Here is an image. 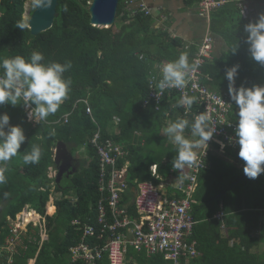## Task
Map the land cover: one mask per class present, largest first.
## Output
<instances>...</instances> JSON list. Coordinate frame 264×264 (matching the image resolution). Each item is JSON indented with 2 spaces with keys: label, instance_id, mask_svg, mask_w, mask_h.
Here are the masks:
<instances>
[{
  "label": "trees",
  "instance_id": "1",
  "mask_svg": "<svg viewBox=\"0 0 264 264\" xmlns=\"http://www.w3.org/2000/svg\"><path fill=\"white\" fill-rule=\"evenodd\" d=\"M27 1L0 0V60L17 55L27 59L33 51H40L45 56L43 63L71 62L72 67L64 77L71 79L72 84L57 113L39 124L27 119L22 105H0V114L7 113L11 124L23 127L27 137L21 153L7 164V182L0 184V241L8 234V218L15 219L26 206L46 214L52 194L48 170L54 164L53 149L57 143L67 144L73 155L85 145L90 163L67 178L69 184L62 181L56 185L62 197L52 201L51 215L46 216L48 238L39 245V230L29 233L36 242L27 241V251L21 250L14 261V264H85L81 259L72 260L71 249L78 246L82 232L76 231L71 221L81 218L94 224L95 207L101 199L99 158L96 148L87 142L100 128L102 143L110 140L124 147L127 155L117 166L121 168L124 161L130 162L127 179L132 188L137 187L135 181L160 182L151 175L150 166L154 163L158 164L160 174L169 177L177 146L160 134L163 122L167 118L170 122L185 119L186 115L176 106L179 99L175 98V92L173 98L167 95L163 98L159 110L154 106L143 107L149 92L148 75L155 65L174 61L183 53L188 54L191 62L195 48L185 50L181 38L156 28L152 14L137 12L130 16L127 8L132 7V0H120L116 23L109 28L92 25L88 0H59L52 28L34 36L24 20ZM185 1L187 5H194L198 0ZM259 1L264 3V0H255L253 6L261 15L264 6H258ZM212 18L214 37L227 39L231 50L239 42L240 47L236 54L229 50L223 61L217 58L206 66V71L214 78L210 86L216 89L220 82L222 88L218 89L228 90L225 72L235 65L240 66L237 88L264 86V66L251 59L248 45L244 43V25L250 22L245 21L231 3L214 12ZM19 22L24 23L23 30L16 27ZM82 99H89L94 122L86 113L83 101H79ZM235 110L233 119L238 123L236 106ZM65 115H69V122L57 123ZM188 116L187 120L192 122V116ZM153 131H157L154 138ZM190 134L189 126L184 135L189 138ZM160 138L165 141L159 143ZM154 140L156 145L152 144ZM33 146L41 149L40 162L25 164L22 153L31 152ZM238 152L229 150L228 160L210 155L211 166L200 176L193 205L198 223L192 239L197 242L201 256L191 260L192 264H264V252L257 251L264 238V174L255 180L247 178ZM71 190L74 193L70 194ZM124 198L131 200L132 195L128 193ZM130 209L134 213V209ZM220 210L225 214L222 220L214 218ZM232 239L239 241L231 246ZM134 252L137 253L131 250L129 256L132 255L135 262L129 260L128 264H172L161 254L148 257ZM96 264H110V261L105 256Z\"/></svg>",
  "mask_w": 264,
  "mask_h": 264
},
{
  "label": "built area",
  "instance_id": "2",
  "mask_svg": "<svg viewBox=\"0 0 264 264\" xmlns=\"http://www.w3.org/2000/svg\"><path fill=\"white\" fill-rule=\"evenodd\" d=\"M255 0H198V12L200 17L210 24L211 15L227 4H234L240 11L245 21L253 22L256 15ZM146 9V6L143 5ZM213 37L208 33L200 43H186L184 49L193 50L192 61L199 60L200 65L196 72L192 73L188 83L183 89H165L162 93L157 85L161 79V67L157 64L148 75V95L143 101V107L154 106L160 109L163 98H173V93L180 99L183 95L196 97V103L187 112L181 107L187 119L191 115L192 122L200 113L209 116V123L216 128V133L211 141L196 152V159L191 166H185V183L177 180V191L180 193L174 197H168L151 181L137 183L132 188L127 179L128 165L118 168L120 159H124L127 152L123 146L107 140L102 143V131L98 129L90 143L96 148L99 158L100 179L98 190L101 199L95 207V223L84 222L76 218L71 225L76 231L82 232V242L72 248L73 262L81 259L85 264H96L105 256L110 264H126L133 258L129 256L131 250L144 253L148 257L161 254L165 260L172 264H192L191 260L199 257V249L196 241H191L197 221L193 214L194 195L198 187V178L201 172L209 168V156L216 151L225 155L229 150H239L238 144L230 138H235L234 120L236 110L228 93L216 91L209 83L213 81L211 74L205 71L214 55ZM191 61V62H192ZM159 93V95H157ZM86 106V113L93 116L89 99H82ZM78 101V102H79ZM77 102V103H78ZM77 103L75 105H77ZM26 111V109H25ZM169 115V114H168ZM69 115L57 123L67 124ZM221 144L224 147H221ZM56 152V149H53ZM111 167V169H110ZM152 167V166H151ZM157 168V167H156ZM150 170L153 176L158 178L157 169ZM51 179H55L56 171L52 169ZM177 172H180L178 170ZM184 173V172H183ZM136 191L133 196L132 207L134 214L122 205L125 195ZM72 201H77L72 198ZM223 205L221 204V208ZM221 219L223 213L216 215ZM90 220V219H89ZM8 234L4 243H0V264H14L15 255L21 250L27 251L28 244H33L36 239L29 235L36 229L41 235L42 245L45 237L46 220L34 211L26 209L20 212L15 219L8 218ZM31 227V228H30ZM1 233V232H0ZM91 241H94L92 244ZM130 258V259H129ZM129 259V260H128Z\"/></svg>",
  "mask_w": 264,
  "mask_h": 264
},
{
  "label": "clouds",
  "instance_id": "3",
  "mask_svg": "<svg viewBox=\"0 0 264 264\" xmlns=\"http://www.w3.org/2000/svg\"><path fill=\"white\" fill-rule=\"evenodd\" d=\"M52 4L53 0H33L32 2L34 9L51 8ZM131 4L132 7L127 8V11L131 12L130 16L137 14V12L153 15V8L146 0H132ZM143 5L146 6V9L143 8ZM16 27L23 30L25 25L19 22ZM244 33L246 34L244 43L248 45L251 59L264 66V14L259 15L257 7L253 22L244 25ZM213 34L215 33L213 32ZM212 37L214 39V55L206 66L211 65L217 59V51L222 47L216 37L213 35ZM239 47L240 42L232 48L231 54H236ZM44 60L45 56L40 51H33L27 59L17 55L0 60V105L7 104L13 107L22 105L26 109L27 119L37 124L57 113L67 99L72 84L71 79L64 77V74L72 67L71 62L65 64L58 62L43 63ZM199 65L198 59L190 62L187 53L181 54L174 61L163 64L161 79L157 85L160 93L165 89H183L191 74L198 70ZM239 67V65L232 66L225 72V78L229 82L228 90H215L228 93L232 103H234V108L236 106L238 109L235 138L230 139L239 146L238 156L244 162L243 172L245 176L255 180L264 174V86L253 85L252 87L241 86L236 88L235 81L238 77ZM211 77L214 79L212 75ZM194 103H196V97L183 95L176 106L184 107L187 112ZM189 126L192 136L198 137V139L190 140L185 137V129ZM163 131L177 146L172 167L174 170L182 171L185 166L193 164L197 149L205 145L209 147L208 142L213 139L216 128L210 125L209 116L206 113H200L195 117L194 122L183 118L177 119L169 123ZM26 141L27 137L23 127L12 125L11 117L7 113L0 114V184L7 182L5 176L8 170L7 164L13 157L21 153V147ZM221 147L223 148L224 145L221 144ZM22 155L25 164H38L41 159V149L39 146H33L31 152L24 151ZM55 157L56 152L53 150L54 164L49 170L54 169L57 177L58 168L55 164ZM156 167L157 165L153 164L151 170ZM49 170L48 178L51 179ZM81 242L82 238L79 243Z\"/></svg>",
  "mask_w": 264,
  "mask_h": 264
},
{
  "label": "crops",
  "instance_id": "4",
  "mask_svg": "<svg viewBox=\"0 0 264 264\" xmlns=\"http://www.w3.org/2000/svg\"><path fill=\"white\" fill-rule=\"evenodd\" d=\"M146 1L153 8V16L155 18V22L154 23H155L156 28H162L163 30L167 31L170 35H172V37H179V38H181L184 41L185 44L186 43L198 44V43H200L202 41V39L208 33H210L211 35L214 36L213 30L211 29V27L213 25L212 22H211V24H208L206 19H203L202 17H200V15L198 14V9H197L198 8V5H197V3L194 4V5H187V3H186L185 0H146ZM258 6L262 7V6H264V3H262L261 1H259ZM258 14H259V12H258ZM211 17H212V15H211ZM215 37L220 42V44L222 45V47L219 48L218 51L220 49H221L220 52H222V49H227V52L226 53H228L229 50L231 51V48L229 46V43H228L227 39H225L222 36H219V37L218 36H215ZM194 51H195V49H194ZM216 56H217V58L219 60H222V59L225 58V55L224 54H216ZM218 88H222L220 86V82H218V87H216V89H218ZM218 90H220V89H218ZM91 118H92V121L94 122V118L93 117H91ZM168 119L169 118H167V120ZM167 120L163 123L164 125L166 124ZM98 129H100V128H98ZM163 129H164V126H163ZM163 129H162V131H161L160 134L163 133ZM117 131L119 132V130H117ZM163 136L167 137L166 135H163ZM189 136L190 137L188 139H190V140H196V139H198V137H194V136H192V134H190ZM91 139L92 138H90V140L87 143L91 144L90 143ZM66 146H67V144H66ZM55 148H57V146ZM66 149H67V152L69 153V155H67V157L64 160L62 159L61 160V163H62V161L66 162V159L68 161H71V162L76 161V166L75 167H73V166H70L69 167L70 172L73 169H76L78 171V169L80 167L82 168V166L83 167H87V165L90 163V160H86V159L82 160V159H79V157L76 154L73 155V153L68 148V146L66 147ZM200 149H197L196 152H199ZM82 151L85 154L88 152L85 145H84V148H82ZM77 153L80 156L83 155V153L81 151H78ZM228 153H229V151L225 154V155H227L226 156L227 157V160L230 159L229 158L230 155ZM212 154H216V155H218L220 157H223L222 155H220L221 153H218L216 151L212 152L210 155H212ZM208 162H209V168H210L211 162H210V160ZM79 163H80V165H79ZM154 164H156V163H154ZM78 165H79V167H77ZM125 165H128V167H127V169H128L129 166H130V162L129 161H124L122 167L124 168ZM156 165H157V168L156 169L158 170V164H156ZM151 166H150V168H151ZM69 169L66 172V174H68ZM208 169H205V170H208ZM205 170H203V171H205ZM173 171H174V173H173ZM177 171L178 170H174V169L171 170V172L173 174L171 173L170 176L169 177H166V178L162 174H160L159 171H158V174H157L158 175V178L155 177V176H153V173L151 172L152 173L151 174L152 177H155L156 180H159L160 181L157 184L154 183L152 180H151V182H153L155 184V186L157 188H159L161 191H163L164 193H166L168 197H174L175 195L180 194L177 191V180L182 181L183 183H185V181H186L184 179V174L187 172L186 169L184 168L182 171L180 170V172H177ZM202 172H201V174H202ZM201 174L199 176H201ZM71 176H73V175H71ZM70 177H67L66 175H64L62 181L64 179H67V178H70ZM199 179H200V177L198 178V187H199ZM56 180H57V177L54 180H51V182H50V190H51V187H54L55 190H56V185H58V183H57ZM62 181H61V183H62ZM143 182H146V181H143ZM135 183L137 184V183H140V182L135 181ZM198 187H197V189H198ZM135 193H136V191H134V190H132V193H130L132 195V199L131 200L130 199L127 200L124 197H123V200H122V205L124 207H127L130 211H131L130 208H133L132 207V204H133V201L132 200H133V196L135 195ZM196 193H197V190H196ZM57 194H59L58 195V196H60L59 198L62 197V193L61 192H57ZM59 198H57V199H59ZM68 198H70V197H68ZM52 201H54V199L53 200H49V202H48V208H47V211H46V214L45 215H43L42 213L36 212L33 209H31V211H34L35 213L40 214L46 220V226H45L46 233H45V237H44V242L48 238V236H47V218H46V216L47 215H51V213H49V211H50V206L52 204ZM195 203L196 202H195V199H194L193 205ZM26 209H28V206H26V208H24L23 211H25ZM48 209H49V211H48ZM223 212H224L223 210H220L219 211V213H223ZM219 213H217V214H219ZM133 214H134V216H136L135 213H133ZM216 215L214 216V218L219 219V218L216 217ZM224 217H225V214L223 213V217L220 220H222ZM222 230H223L222 233L225 236L226 235V232H225L224 229H222ZM0 235H2V232L0 233ZM193 235H194V232H193ZM190 240L191 241H195V240L192 239V237H191ZM263 240H264V238L258 244L259 246L257 247V251H259V252H262V251L264 252V241ZM238 241L239 240L232 239V240H230L229 244L232 246L234 243H238ZM91 242H92V244H94L93 243L94 241H91ZM0 243H4V240L2 242L0 241ZM242 248L245 249L244 247H242ZM251 251H254V249H252ZM200 256H201V252L199 251V257ZM132 258H133V256H132ZM132 260L135 262V259H132ZM126 264H128V262Z\"/></svg>",
  "mask_w": 264,
  "mask_h": 264
},
{
  "label": "water",
  "instance_id": "5",
  "mask_svg": "<svg viewBox=\"0 0 264 264\" xmlns=\"http://www.w3.org/2000/svg\"><path fill=\"white\" fill-rule=\"evenodd\" d=\"M59 0H53L51 8H41L34 9L28 21V27L30 28L34 36L45 32L52 28L56 15L57 6ZM120 0H94L90 5L91 23L94 26L100 27H111L117 17L118 7ZM66 144L64 142H58L56 148L55 164L58 168L57 183H61L64 175L70 177L76 173V169L66 174L65 170L62 168L61 160L65 159L69 153L66 149Z\"/></svg>",
  "mask_w": 264,
  "mask_h": 264
},
{
  "label": "rangeland",
  "instance_id": "6",
  "mask_svg": "<svg viewBox=\"0 0 264 264\" xmlns=\"http://www.w3.org/2000/svg\"><path fill=\"white\" fill-rule=\"evenodd\" d=\"M89 1V5L94 1V0H88ZM32 2H33V0H28L27 2H26V4H25V13H24V20H25V23L28 25V21H29V18H30V16H31V13L33 12V10H34V8H33V6H32ZM227 52V49H223L222 50V52H220V51H217V54H225ZM237 85H238V82H237V80L235 81V87L237 88ZM169 120L170 119H168L167 120V122H166V124L164 125V129L169 125ZM164 123V122H163ZM163 129V130H164ZM156 132L157 131H153V133H152V137L154 138V136H155V134H156ZM162 135H165L164 134V131H163V133H162ZM169 139V138H168ZM153 140V139H152ZM165 140L164 139H162V138H160V141H159V143H163ZM169 142H172L170 139H169ZM173 143V142H172ZM152 144L153 145H156L157 143H156V141L154 140L153 142H152ZM157 147V146H156ZM87 149V148H86ZM79 151H81L82 153H83V155L82 156H80L78 153H76V155L79 157V159H82V160H84V159H86V160H90V154H89V152H87L86 154L82 151V149H79ZM85 157V158H84ZM222 159H227V157H225V156H223L222 157ZM79 162V161H78ZM78 164V163H77ZM79 165H80V163H79ZM79 165L77 166V167H79ZM49 173L50 174H52V170L50 169L49 170ZM63 184H65V185H67V184H69V181L67 180V179H64L63 180ZM263 189H264V187H263ZM51 196H50V199L49 200H56L57 198H59L60 196H58L59 194H57V191L55 190V188L54 187H51ZM72 193V190H71V192H70V194ZM48 211H49V209H48ZM49 213H50V211H49ZM135 253V252H134ZM135 254H137V253H135ZM138 255V254H137ZM133 259H134V257H133ZM32 263V262H31Z\"/></svg>",
  "mask_w": 264,
  "mask_h": 264
},
{
  "label": "flooded vegetation",
  "instance_id": "7",
  "mask_svg": "<svg viewBox=\"0 0 264 264\" xmlns=\"http://www.w3.org/2000/svg\"><path fill=\"white\" fill-rule=\"evenodd\" d=\"M61 164H63V167L62 168L65 170V172H67L70 166H73V167L76 166V161L71 162V161H68L66 159V162L62 161ZM69 172H70V169H69Z\"/></svg>",
  "mask_w": 264,
  "mask_h": 264
},
{
  "label": "bare ground",
  "instance_id": "8",
  "mask_svg": "<svg viewBox=\"0 0 264 264\" xmlns=\"http://www.w3.org/2000/svg\"><path fill=\"white\" fill-rule=\"evenodd\" d=\"M164 162H165V160H164ZM200 177V176H199Z\"/></svg>",
  "mask_w": 264,
  "mask_h": 264
}]
</instances>
